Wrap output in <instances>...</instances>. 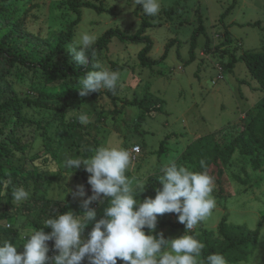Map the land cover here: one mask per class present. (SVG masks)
I'll use <instances>...</instances> for the list:
<instances>
[{
    "label": "rangeland",
    "instance_id": "374dc122",
    "mask_svg": "<svg viewBox=\"0 0 264 264\" xmlns=\"http://www.w3.org/2000/svg\"><path fill=\"white\" fill-rule=\"evenodd\" d=\"M89 1L101 5L102 9L82 7L81 22L76 26L73 41L67 47L72 59L74 54L69 48L77 44L84 32L96 35L97 39L110 28L134 34L144 19L151 23L147 35L154 41L149 53L152 59H160L167 44L171 40L173 43L167 57L149 67L140 63L143 42L133 43L118 37L111 39L108 48L98 54L97 61L100 68L120 74L117 92L113 93L117 99L114 102L104 94L97 100L90 95L67 100V128L58 120L47 127L57 149L56 155L53 160L48 157L36 161L37 165L47 170L44 183L48 187L46 191L40 190V194L63 198L76 190L78 185L84 186V176L88 180L90 175L84 166L65 179L69 170L64 169L63 161L66 156L90 157L97 147L104 145L122 146L131 152L133 166L127 175L147 177L143 191L152 185V177H160V169L172 162L194 171H204L196 165L195 160L185 155V150H191L192 146H205L210 150L213 144L208 146L206 139L210 140L213 135L234 124L240 125L245 116L249 120L256 114L257 105L264 100V90L259 81L240 58L243 52H256L264 45V0H160L161 11L156 17L145 15L141 6H131L132 0ZM6 6L8 18L24 20L27 41L21 43L18 38L13 39L17 52L29 54L34 59L40 58L37 36L53 42L77 17V12L69 7V0H7ZM0 16L5 19L3 14ZM201 24L204 30L200 31ZM7 30L8 27H0V35ZM225 31L230 36L228 50H207V40L213 48L219 45V38ZM193 35L195 43L192 50ZM233 52L236 54L234 60ZM221 64L225 67L224 77L213 83L217 67ZM13 78L11 85L20 96L34 101L36 91L31 88L29 80L20 81L11 75L1 85L9 84ZM57 82L60 84L62 79ZM5 93L3 91L4 96ZM141 99H145L142 107L127 103ZM154 99H159V110L149 109L156 106ZM25 111L28 115L39 113L35 105L26 107ZM81 113L89 116V124L79 123L77 117ZM73 120L75 124L71 125ZM235 128L231 133L237 132L240 126ZM167 135L171 136L160 152L161 143ZM36 144L34 152L42 148V136L38 137ZM135 145L141 146L140 154L134 153ZM23 162V158L17 161L19 164ZM219 165L224 170L223 190L220 191L215 182L218 165L209 164L206 170L214 177L216 208L194 230L202 225L208 230H215L224 216L232 224H244L250 228H257L259 222L263 221L255 249L247 259L233 264H264V152L242 155L237 146L228 163L219 161ZM67 189L71 191L66 193ZM88 192H92L89 184L85 190L86 194ZM141 192L136 196L139 201ZM86 198V195L74 198L76 207L72 212L79 214L84 211L81 201ZM107 202L105 198L95 208L97 220L103 216ZM172 218L177 226L162 230L165 238L185 234V225L179 223L177 217ZM94 223L92 221L85 230L92 228ZM5 228L18 229V252L23 251L22 234L28 229L35 230L31 221L23 216L13 218L8 223L0 221V236Z\"/></svg>",
    "mask_w": 264,
    "mask_h": 264
},
{
    "label": "trees",
    "instance_id": "16d2710c",
    "mask_svg": "<svg viewBox=\"0 0 264 264\" xmlns=\"http://www.w3.org/2000/svg\"><path fill=\"white\" fill-rule=\"evenodd\" d=\"M6 1L0 0V14H3L5 18L3 19L0 16V27H8V30L0 35V221L8 223L13 218L23 216L31 221L35 230H39L44 227L46 219L58 213L72 211L76 207V201L71 192L64 198L48 197L46 194H40V190L46 191L48 187V184L44 183L47 170L45 167L37 165L36 161L48 157L52 159L56 155L57 149L55 150L52 139L47 132V127L53 124L55 120H58L64 128L68 125L65 123L67 120V100H77L80 97L78 80L83 77L86 71L99 70L94 66V64H99L97 61L98 54L108 48L113 37L133 43L143 42L144 47L139 54L140 63L142 66L149 67L167 57L173 40L167 44L160 59H152L149 53L153 48L154 41L147 35V29L151 25L150 21L142 20L140 28L134 34H127L119 28H110L97 39L89 50L90 54L93 55H89L87 65L79 67L76 65V61L70 57L67 47L73 41L76 26L81 22V9L82 7H89L101 10L102 7L89 0H69V7L72 11L77 12V17L67 24V28L62 30L53 42H48L46 39L37 36L36 42L41 49L40 58L34 59L29 54L17 52L16 43L13 39L18 38L21 43L27 41L24 20L20 18L13 20L11 16L10 18L7 17L5 13L7 10ZM221 19L223 18L221 17ZM199 30H204L202 24L199 26ZM219 40V45L214 48L208 44L207 40V50H213V52L220 48L228 50L227 44L230 41L228 31H225ZM194 43L195 35L192 37V50L194 49ZM221 52L224 54V50ZM231 54L233 60L236 59V54L234 52ZM240 58L245 61L249 71L259 81L261 88L264 90V45L259 51L243 52ZM222 66L225 69L224 65ZM11 75H14L20 81L29 80L31 82V88L36 91L34 101L29 98H22L12 87L11 84L14 78L9 80V84L1 85ZM59 79H62L60 84L57 82ZM3 91L6 92L5 96ZM115 92H117V89ZM115 92L101 90L99 93H91L90 96L97 100L102 95L107 94L115 102L117 99L113 95ZM154 101H156V106L149 109L159 110L161 108L159 99H154ZM127 103L139 104L142 107L145 104V99L131 100ZM31 105H35L39 110L37 115L26 113V107ZM245 118H243L240 125L234 124V126L228 127L219 134L213 135L210 140L206 139L205 143H208V146L213 144L210 150L202 146V142L199 144L202 146L201 148H204L203 150L195 146H192L191 150H185V155L193 161L195 160L198 166H200L202 159L205 160L206 166L212 163L218 165L215 182L218 183L220 191L223 190L222 177L224 170L223 166L219 165V161L222 164L228 163L237 146H239V152L242 155H258L261 151L264 152V100L257 105V111L253 117L249 120L247 118L245 120ZM74 124L73 120L71 125ZM236 126H240L239 130L234 134L231 133L233 129H236ZM39 136H42V148L38 152H34ZM170 136L167 135L162 141L160 152L164 150ZM21 158L24 162L22 164L17 163ZM256 163L259 164L258 161ZM158 179V176L152 177V185L139 194L141 202L148 197L154 198L157 189L162 188ZM9 180L11 181L10 184L7 183ZM87 186L88 180L84 176L85 190ZM19 187L29 191L30 196L22 203L15 204L12 199V192ZM90 195H92V192H88L86 197ZM90 207H93V205L91 204ZM172 216L177 217L174 213L159 216L157 228L152 234L158 235L166 227H176L177 225ZM262 226L263 221L259 222L257 228H250L244 224H232L224 216L215 230H208L202 225L198 230H193L191 234L195 235L205 245L201 258L202 264L203 258L210 253H222L228 264H233L247 259L252 253L258 243ZM91 229L89 227V230H85L82 237L87 239V234ZM44 231L50 232L51 228L46 227ZM148 231V229H145L146 233ZM19 237L18 229L5 228L1 231L0 242L9 240L17 243ZM48 243L50 247L48 255L57 254L52 249L53 241ZM83 264H88L87 259L84 260ZM117 264H123V262L118 259Z\"/></svg>",
    "mask_w": 264,
    "mask_h": 264
},
{
    "label": "clouds",
    "instance_id": "9594fccd",
    "mask_svg": "<svg viewBox=\"0 0 264 264\" xmlns=\"http://www.w3.org/2000/svg\"><path fill=\"white\" fill-rule=\"evenodd\" d=\"M131 6H141L142 12L156 17L161 11L160 0H132ZM96 35L84 32L75 46L69 50L74 54L76 65L86 66L89 50L96 42ZM214 48V47H213ZM95 71H86L78 80L79 95L85 97L101 90L115 92L120 83L117 71L100 68L94 64ZM78 121L82 125L90 123L89 116L81 113ZM90 174L88 184L92 195L82 199L79 214L66 211L44 221L39 230L28 229L22 234L23 251L18 252L20 244L4 240L0 242V264H202L205 245L191 234L199 224L206 221L216 208L213 196L214 177L206 170L205 160L200 161L204 171H194L175 162L163 166L158 181L162 188L157 189L154 198L136 199L143 191L147 177H129L133 166L131 152L122 147L104 145L97 147L90 157H68L63 167L69 170L65 179L81 166ZM11 183V181H7ZM67 189V192H70ZM73 198L85 197L83 185L71 192ZM30 192L23 187L12 192L15 204L27 200ZM65 196V195H64ZM63 196V198H64ZM107 206L103 216L96 219L97 210L93 202ZM166 213L177 215L178 222L185 225V234L176 238H165L163 233L153 235L158 217ZM95 221L87 239L82 237L86 227ZM50 227V232L44 228ZM145 229L149 231L146 233ZM49 241L57 254L49 256ZM203 264H228L222 253H210L203 258Z\"/></svg>",
    "mask_w": 264,
    "mask_h": 264
},
{
    "label": "built area",
    "instance_id": "2783aa9c",
    "mask_svg": "<svg viewBox=\"0 0 264 264\" xmlns=\"http://www.w3.org/2000/svg\"><path fill=\"white\" fill-rule=\"evenodd\" d=\"M214 47H215V46H214ZM202 54H205V55H206L205 52H202ZM223 77H224V68H223L222 65H219V66L217 67V76H216V80L213 81V83H217V82H218L220 79H222ZM133 151H134L135 154H140L141 151H142L141 146H140V145H135V146L133 147ZM92 205H93L94 208H96L97 205H98V203H97V202H93Z\"/></svg>",
    "mask_w": 264,
    "mask_h": 264
},
{
    "label": "crops",
    "instance_id": "0c3cea01",
    "mask_svg": "<svg viewBox=\"0 0 264 264\" xmlns=\"http://www.w3.org/2000/svg\"><path fill=\"white\" fill-rule=\"evenodd\" d=\"M166 228H167V227H166ZM166 228H164V229H166ZM164 229H163V230H164ZM162 233H163V232H162Z\"/></svg>",
    "mask_w": 264,
    "mask_h": 264
}]
</instances>
